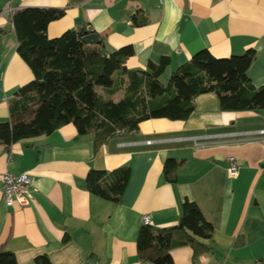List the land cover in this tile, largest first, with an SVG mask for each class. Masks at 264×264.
<instances>
[{
  "label": "crops",
  "instance_id": "obj_1",
  "mask_svg": "<svg viewBox=\"0 0 264 264\" xmlns=\"http://www.w3.org/2000/svg\"><path fill=\"white\" fill-rule=\"evenodd\" d=\"M25 7L64 9L49 25L51 38L92 26L108 52L132 45L129 69H146L165 55L172 59L171 75L203 48L217 57L253 48L249 76L256 86L264 84V0H0V121L10 118L9 101L17 89L34 79L17 51L13 23V13ZM135 15L148 22L136 25ZM260 128L264 109L222 111L218 95L209 92L195 98L189 119H149L138 132L98 148L93 134H79L72 123L10 148L0 144V252H13L18 264H36L44 254L52 264H147L137 248L143 217L149 214L155 227L176 225L190 198L215 228L207 241L212 251L201 264H263L264 145L225 138L198 148L191 140H170ZM149 139L165 141L136 144ZM231 156L239 162L234 175L228 171ZM169 157L183 160L174 183L164 172ZM123 165L132 167V175L119 203L87 189L91 169ZM6 171L30 173L38 188L34 203L6 205ZM172 254L173 264H194L191 246Z\"/></svg>",
  "mask_w": 264,
  "mask_h": 264
},
{
  "label": "trees",
  "instance_id": "obj_2",
  "mask_svg": "<svg viewBox=\"0 0 264 264\" xmlns=\"http://www.w3.org/2000/svg\"><path fill=\"white\" fill-rule=\"evenodd\" d=\"M64 13L52 7H25L13 13L17 51L34 79L17 89L9 101L10 118L0 121V144L6 148L70 123L81 135L93 134L98 148L113 138L138 132L149 119H189L195 98L209 92L218 95L222 111L264 109V84L256 86L249 76L256 58L253 48L229 57H217L203 48L174 70L165 84L162 76L172 64L170 56L150 60L146 69H129L126 62L134 54L132 45L108 52L103 38L98 44L83 40L86 27L49 37L50 23ZM133 19L136 25L148 22L136 15ZM120 91L123 94L116 99ZM182 164L175 157L166 159L164 172L170 182L177 181ZM131 175L130 165L91 169L86 187L96 196L119 203ZM181 212L182 222L176 225L141 226L137 248L142 262L173 264L172 250L191 246L194 264H201V257L212 251L207 241L215 228L197 202L186 198ZM0 264L18 261L13 252L3 251ZM36 264L52 263L44 254L36 257Z\"/></svg>",
  "mask_w": 264,
  "mask_h": 264
},
{
  "label": "built area",
  "instance_id": "obj_3",
  "mask_svg": "<svg viewBox=\"0 0 264 264\" xmlns=\"http://www.w3.org/2000/svg\"><path fill=\"white\" fill-rule=\"evenodd\" d=\"M5 100V99H4ZM225 138H234L237 143L245 141H259L264 145V128L252 129L246 131H236L230 133L219 134H206L197 135L191 137H178L175 141L191 140L198 148H206L214 143H221ZM165 140L149 139L144 142H136V144H156L157 142H163ZM168 141V140H166ZM124 144V143H122ZM229 173L234 175L238 172L239 162L235 156L230 157ZM3 181V195L6 205L9 207H28L36 201L38 188L34 185L32 176L29 172H23L21 174H15L10 171H6L2 175ZM151 216L146 214L143 217V224H150Z\"/></svg>",
  "mask_w": 264,
  "mask_h": 264
},
{
  "label": "water",
  "instance_id": "obj_4",
  "mask_svg": "<svg viewBox=\"0 0 264 264\" xmlns=\"http://www.w3.org/2000/svg\"><path fill=\"white\" fill-rule=\"evenodd\" d=\"M83 40L86 42V43H89V44H98L100 42V36L97 32L94 31L93 27L92 26H89L88 27V32L86 33V35L83 37ZM182 221L180 220V223Z\"/></svg>",
  "mask_w": 264,
  "mask_h": 264
},
{
  "label": "rangeland",
  "instance_id": "obj_5",
  "mask_svg": "<svg viewBox=\"0 0 264 264\" xmlns=\"http://www.w3.org/2000/svg\"><path fill=\"white\" fill-rule=\"evenodd\" d=\"M169 71H166L165 74L162 76V81L166 84L168 82V77L171 76L169 75Z\"/></svg>",
  "mask_w": 264,
  "mask_h": 264
}]
</instances>
